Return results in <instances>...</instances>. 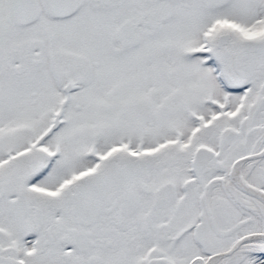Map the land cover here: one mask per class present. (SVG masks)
Listing matches in <instances>:
<instances>
[{
  "label": "snow or ice",
  "instance_id": "6c2138e0",
  "mask_svg": "<svg viewBox=\"0 0 264 264\" xmlns=\"http://www.w3.org/2000/svg\"><path fill=\"white\" fill-rule=\"evenodd\" d=\"M0 264H264V0H0Z\"/></svg>",
  "mask_w": 264,
  "mask_h": 264
}]
</instances>
